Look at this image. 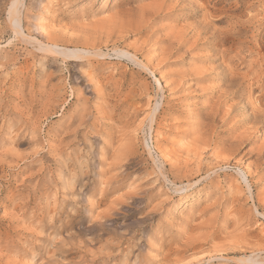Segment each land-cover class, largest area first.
<instances>
[{"label": "rangeland", "instance_id": "1", "mask_svg": "<svg viewBox=\"0 0 264 264\" xmlns=\"http://www.w3.org/2000/svg\"><path fill=\"white\" fill-rule=\"evenodd\" d=\"M153 1L26 0L24 24L46 43L137 52L162 90L115 55L82 62L44 54L15 34L11 0H0V264H240L232 258L264 256V217L238 174L249 172L264 198V128L237 126L252 111L248 82L222 103L238 111L224 121L214 115L224 60L237 58L241 72L254 65L264 82V0L240 1L241 29L214 15L198 40L176 50L175 35L203 11L149 20L141 7ZM227 1L229 8L237 0ZM202 74L208 78L197 81ZM158 100L149 141L172 161L166 168L184 185L178 191L145 145Z\"/></svg>", "mask_w": 264, "mask_h": 264}, {"label": "bare ground", "instance_id": "2", "mask_svg": "<svg viewBox=\"0 0 264 264\" xmlns=\"http://www.w3.org/2000/svg\"><path fill=\"white\" fill-rule=\"evenodd\" d=\"M240 1L241 0H237L235 3L232 4L231 7L227 8L226 3L231 4L227 0H154L149 5H143V7H141V12L144 15H147L148 19L151 20L150 18L157 13L158 14H162L164 12L167 13V11H170L173 9L177 10L178 8L181 9L182 11H187L185 13V16H188L189 14L192 16L198 15L200 13V11L197 12L198 8H200V10L203 11L202 13H200V15L202 17L201 21H199L197 23H192V24L190 23L189 25L185 26L182 29V31H180L177 34V36L175 35V43L176 44L174 46H176V47H174L173 50H176L177 48H181L182 46H185L186 44H188V42L194 36H197L198 38L196 40H198L210 27H212L211 25L214 23V20L212 19V17L214 15H219L220 17H228V18L234 19L235 20L234 24H236V29H237V27L241 29L242 20L240 19L239 15L242 16L241 15L242 9H241V2ZM254 6L256 7V4L254 2H252V4L250 3V5L248 7H251V9H252V7H254ZM25 12H26V0H11V7H10L9 13H8L10 25L12 26L15 34H17L18 37H21L22 39L30 41V42H34L35 46H37V49L40 50L41 52H43L44 54L45 53L50 54L51 56L56 57V58L62 57L64 60H76V61H82V62L86 61V60H93V59L103 58L105 56L115 55L117 57L124 58V59L130 61L135 67H137L141 71L147 72L150 75H152L155 78V82H156L158 89H160L159 87L161 86V83H160L159 79H157V77H156V72L151 69V66L147 61L145 62L144 60H142L140 58V56L137 52H132L129 49H126L123 47L122 48H115L113 50V52H104L102 49H94L92 47L93 45L91 46V44H94V43H90L89 41L82 42L83 46L76 45L73 47H71L72 45L70 47L61 46L55 40H51L48 43L43 42V41H39L37 38L33 37L31 34L27 33V31H26L25 24H24L25 18H26ZM256 17H257V13H254L253 15L248 17L247 20L244 22L245 23H248V22L253 23V20ZM218 19H220V18H218ZM142 21L143 20L141 19L140 22L142 23ZM153 21H154V23L156 22L155 20H153ZM137 22H139V21H137ZM216 22H219V21H216ZM143 23L139 24V25H143ZM145 23L148 24V22H145ZM147 24H144V25H147ZM151 24H153V23H151ZM138 27H142V26H138ZM88 36H90V35H88ZM91 37L92 36H90V38ZM165 40L166 39H164V41ZM260 47L262 50L264 49V46H260ZM170 53L172 54V50ZM257 55H258V57H260L259 59L263 62L262 67L264 69V53L259 51L257 53ZM235 59H237V58H235ZM235 59L230 58L228 61L224 60L222 63V66L220 67L221 69L219 70V72L216 75L218 77L220 85L218 86V90L216 92V94L219 97L218 98L219 100L215 105L216 109L214 111V115H215V117H218L219 115H221V113H223L220 120L224 121L227 118V116L232 115L234 113V111H238L240 109L237 104H232L230 106V110L227 109L228 111H223L221 106H222V103L224 101H227V100H230V99H233V98H236L237 96H239L240 92L243 91V88H242L243 83L245 81H247L248 83L246 86H248L250 88V90L246 93V98L251 99L252 111L247 115L246 119H243L240 121L238 120L237 126L245 124L244 122L252 121L253 124H261V127L264 128V82L259 83V78L257 76L260 73V70L257 73V71H258L257 68L255 70L254 65L253 66L249 65V66H247L246 71L241 72V67H239L240 64H238ZM238 62H240V61H238ZM260 68L261 67L259 65V69ZM199 74H201V73H199ZM50 77L52 78V76H50ZM206 77L208 78V76H205L204 74H202L201 76L199 75V77L196 80L202 81V80H205ZM160 90H162V89H160ZM256 91H259L257 93L258 95H255ZM155 103H156V105H155L154 111L148 117L147 127L145 128V130L142 129V130H144L145 145H146L147 149L149 150V154L151 156V159H153V161L155 162L157 170L160 173V175L166 181H168V182L171 181L172 183H174L170 179L171 175L168 173V170L166 168V167H168L167 162L171 161L170 158H168V156L162 155L158 151H156L153 147V144H151L149 141V139L153 135V129L155 128V124L157 123L158 117L162 112L161 111V100L160 101L158 100V102H155ZM228 118H230V117H228ZM248 133H249V131L247 130V131L243 132L242 134H240L239 136H240L241 140H243L244 136H247ZM250 134H252V133H250ZM256 136H257V138H260L259 135H256ZM197 140H196V143H199V140H198V142H197ZM202 148L203 147L200 146V150L198 151V154H199V152H201ZM106 150H108V149H106ZM190 150H192V149H190ZM202 150H204V149H202ZM132 151H134V150H132ZM261 151L262 152L259 153L260 154L259 157H260L261 162L260 161L259 162H260V164L262 163L264 165V141L262 143ZM114 153H116V152H114ZM199 162H198V164H199ZM171 163H172V161H171ZM173 163H174V166L176 168V165H178V164H175V162H173ZM197 166H199V165H197ZM238 174L242 178V180L246 183V185L248 187V191L251 195L250 197L252 198V200L254 201V204H255V210H256L257 216L258 217H264V212L261 211V208L263 207L262 205L264 204V203L261 204V201H263L264 198L261 197L258 194V192H255V190L253 188L254 183H252V181L250 179L251 176L249 175V172L239 171ZM183 186H177V184H175V189L177 191L181 190L183 188ZM242 193H244V192H242ZM235 232H236V230H235ZM48 260H46L42 264H49L50 261H48ZM232 260H235V261L239 262L240 264H264V256L259 255L257 253L251 254L249 256H248V254H245V256L234 257V258H232Z\"/></svg>", "mask_w": 264, "mask_h": 264}]
</instances>
